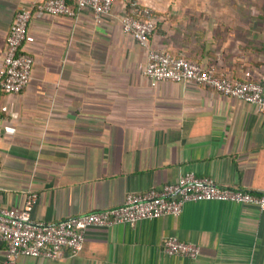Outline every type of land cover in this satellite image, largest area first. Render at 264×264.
I'll return each instance as SVG.
<instances>
[{
    "label": "crops",
    "instance_id": "obj_1",
    "mask_svg": "<svg viewBox=\"0 0 264 264\" xmlns=\"http://www.w3.org/2000/svg\"><path fill=\"white\" fill-rule=\"evenodd\" d=\"M43 0H0V59L15 13ZM162 17L149 44L264 91V0H140ZM121 0L95 23L33 15L24 49L29 86L0 99V207L38 201L44 223L120 207L129 193L186 172L264 193V115L194 83H151L145 51L121 32ZM196 244L195 259L162 241ZM6 248L0 244V264ZM16 264H264V212L253 205L188 202L177 216L90 228L75 256Z\"/></svg>",
    "mask_w": 264,
    "mask_h": 264
},
{
    "label": "built area",
    "instance_id": "obj_2",
    "mask_svg": "<svg viewBox=\"0 0 264 264\" xmlns=\"http://www.w3.org/2000/svg\"><path fill=\"white\" fill-rule=\"evenodd\" d=\"M117 0H43L18 10L5 36L0 59V99L4 95H20L30 84L34 66L33 56L25 51L27 28L33 15L73 18L87 12L95 23L113 12ZM118 16L121 32L145 51L146 61L141 75L151 83L181 82L206 87L224 97L254 105L264 115L263 87L249 79L236 80L215 74L164 50L155 49L149 38L162 17L154 8L140 0H121ZM38 201L36 193L29 194L20 209L0 207V244L6 248L2 264H16L19 257L59 259L65 251L75 256L82 248L85 233L90 228L116 225L134 226L137 222L164 216H177L188 202L219 201L255 206L264 212V193L255 194L234 187L218 186L212 179L186 172L176 182L143 193H129L120 207L95 211L85 215L44 223L31 218ZM166 255L195 259L196 244L166 237L162 241Z\"/></svg>",
    "mask_w": 264,
    "mask_h": 264
},
{
    "label": "trees",
    "instance_id": "obj_3",
    "mask_svg": "<svg viewBox=\"0 0 264 264\" xmlns=\"http://www.w3.org/2000/svg\"><path fill=\"white\" fill-rule=\"evenodd\" d=\"M167 53H169L168 51H166ZM170 54V53H169ZM171 55H173V54H171ZM173 56H175V57H177L176 55H173ZM184 58V57H183ZM186 59V58H185ZM186 60H188V59H186ZM188 61H190V60H188ZM191 62H193V61H191Z\"/></svg>",
    "mask_w": 264,
    "mask_h": 264
}]
</instances>
